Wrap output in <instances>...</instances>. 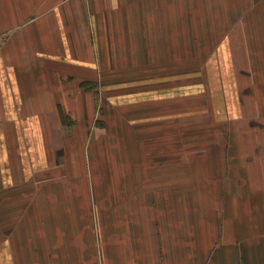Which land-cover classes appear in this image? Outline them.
Instances as JSON below:
<instances>
[{"label":"crops","instance_id":"obj_1","mask_svg":"<svg viewBox=\"0 0 264 264\" xmlns=\"http://www.w3.org/2000/svg\"><path fill=\"white\" fill-rule=\"evenodd\" d=\"M0 264H264V0H0Z\"/></svg>","mask_w":264,"mask_h":264},{"label":"rangeland","instance_id":"obj_2","mask_svg":"<svg viewBox=\"0 0 264 264\" xmlns=\"http://www.w3.org/2000/svg\"><path fill=\"white\" fill-rule=\"evenodd\" d=\"M191 99H195V104H193V102L190 103L189 100ZM180 100V111L181 112H185V111H191V110H202L206 107V105L203 104V98H179ZM202 115V114H199ZM197 116V122H200L199 120H201L203 117L201 116ZM182 139V138H181ZM103 188H105V186H103Z\"/></svg>","mask_w":264,"mask_h":264}]
</instances>
